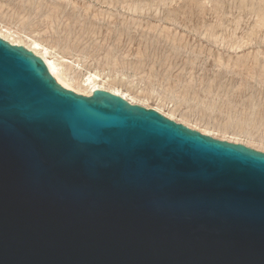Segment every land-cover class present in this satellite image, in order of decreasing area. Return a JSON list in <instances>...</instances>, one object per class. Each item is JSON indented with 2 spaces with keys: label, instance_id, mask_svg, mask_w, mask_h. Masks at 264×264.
I'll list each match as a JSON object with an SVG mask.
<instances>
[{
  "label": "water",
  "instance_id": "obj_1",
  "mask_svg": "<svg viewBox=\"0 0 264 264\" xmlns=\"http://www.w3.org/2000/svg\"><path fill=\"white\" fill-rule=\"evenodd\" d=\"M0 264H264V151L0 36Z\"/></svg>",
  "mask_w": 264,
  "mask_h": 264
},
{
  "label": "rangeland",
  "instance_id": "obj_2",
  "mask_svg": "<svg viewBox=\"0 0 264 264\" xmlns=\"http://www.w3.org/2000/svg\"><path fill=\"white\" fill-rule=\"evenodd\" d=\"M0 34L54 61L83 95L93 78L264 151V0H0Z\"/></svg>",
  "mask_w": 264,
  "mask_h": 264
},
{
  "label": "bare ground",
  "instance_id": "obj_3",
  "mask_svg": "<svg viewBox=\"0 0 264 264\" xmlns=\"http://www.w3.org/2000/svg\"><path fill=\"white\" fill-rule=\"evenodd\" d=\"M0 36L1 37H3L4 39H7V38H5L2 34H0ZM7 40H9V41H11V43H13V44H18V45H23L22 43H20V42H15V41H13V40H11V39H7ZM35 45L37 46V45H39L38 43H35ZM28 47V46H27ZM29 49H31L33 52H35L37 55H39V56H41L44 60H45V62L47 63V65L49 66V69H50V71L52 72V74L55 76V78L64 86V87H66V88H68V89H72V90H74V91H76V92H78V93H82V92H79L78 90H76L75 88H73V86H72V84H71V79L69 78V76H67V75H65V74H63V73H61L60 72V70H59V68L57 67V64L54 62V61H52V60H50V59H48L47 57H45L43 54H41V53H39L37 50H35V48H31V47H29ZM95 78V77H94ZM88 82H90L91 84H93V88L90 90V92H89V94H85V95H91V93L95 90V89H106V90H109V91H111V92H113V93H116V94H118V95H121V96H123L125 99H127V100H129L131 103H135V102H133V101H131L129 98H127V96H125L124 94H122V93H120V92H118L117 90H110V89H107V88H104V87H101V86H98L97 84H94L95 83V80L93 79V78H88ZM84 93V92H83ZM82 93V94H83ZM135 104H139V103H135ZM141 105V104H140ZM158 111H160V110H158ZM171 118V117H170ZM246 145H248V144H246Z\"/></svg>",
  "mask_w": 264,
  "mask_h": 264
}]
</instances>
